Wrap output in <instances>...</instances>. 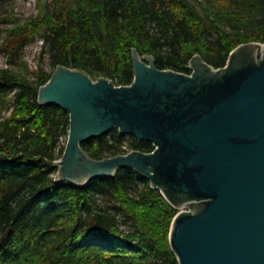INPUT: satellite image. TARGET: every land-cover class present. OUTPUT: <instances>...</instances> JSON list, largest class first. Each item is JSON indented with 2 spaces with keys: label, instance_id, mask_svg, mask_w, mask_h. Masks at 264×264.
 Masks as SVG:
<instances>
[{
  "label": "trees",
  "instance_id": "1",
  "mask_svg": "<svg viewBox=\"0 0 264 264\" xmlns=\"http://www.w3.org/2000/svg\"><path fill=\"white\" fill-rule=\"evenodd\" d=\"M14 1L0 0V35L11 26L0 42L9 65L0 70V264H179L177 211L148 175L119 168L82 187L55 181L70 114L38 93L59 67L131 86L134 52L159 71L192 77L195 58L218 71L236 48L264 43V0H34L24 22L4 9ZM37 40L31 70L23 55ZM81 148L94 160L154 151L117 129Z\"/></svg>",
  "mask_w": 264,
  "mask_h": 264
},
{
  "label": "water",
  "instance_id": "2",
  "mask_svg": "<svg viewBox=\"0 0 264 264\" xmlns=\"http://www.w3.org/2000/svg\"><path fill=\"white\" fill-rule=\"evenodd\" d=\"M133 60L131 86L59 67L40 88V103L70 114L55 181L82 187L133 168L170 193L179 264H264V43L236 48L218 71L195 58L192 77ZM111 129L154 151L88 157L81 144Z\"/></svg>",
  "mask_w": 264,
  "mask_h": 264
},
{
  "label": "rangeland",
  "instance_id": "3",
  "mask_svg": "<svg viewBox=\"0 0 264 264\" xmlns=\"http://www.w3.org/2000/svg\"><path fill=\"white\" fill-rule=\"evenodd\" d=\"M4 9L6 13H10L11 16L19 19L20 22H24L28 18L34 17L37 14V8L34 0H15L11 6L7 7V9L5 6ZM9 28H11V26L1 27L3 33L0 35V42H2L3 38L6 35V30H8ZM40 46H41V42L37 40L35 43L25 47L23 60L28 64L31 70L36 69L38 62V53L40 52ZM45 63H44L45 70L51 72ZM8 67L9 65L6 62V57L4 55H0V70Z\"/></svg>",
  "mask_w": 264,
  "mask_h": 264
},
{
  "label": "built area",
  "instance_id": "4",
  "mask_svg": "<svg viewBox=\"0 0 264 264\" xmlns=\"http://www.w3.org/2000/svg\"><path fill=\"white\" fill-rule=\"evenodd\" d=\"M184 210V209H183Z\"/></svg>",
  "mask_w": 264,
  "mask_h": 264
}]
</instances>
